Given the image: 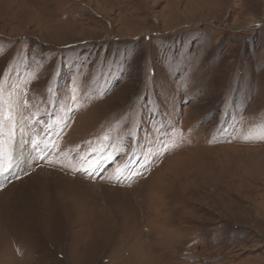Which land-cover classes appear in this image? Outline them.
Masks as SVG:
<instances>
[{
	"label": "rangeland",
	"instance_id": "obj_1",
	"mask_svg": "<svg viewBox=\"0 0 264 264\" xmlns=\"http://www.w3.org/2000/svg\"><path fill=\"white\" fill-rule=\"evenodd\" d=\"M0 86V264H264V0H0Z\"/></svg>",
	"mask_w": 264,
	"mask_h": 264
},
{
	"label": "snow or ice",
	"instance_id": "obj_2",
	"mask_svg": "<svg viewBox=\"0 0 264 264\" xmlns=\"http://www.w3.org/2000/svg\"><path fill=\"white\" fill-rule=\"evenodd\" d=\"M3 87L0 86V175H4L9 173L15 167V157L13 155V151L11 146L9 147L7 155L5 154V122L9 125V132H8V141L11 145V142L15 141L16 133L18 131H23L25 129V120L26 118L21 117L20 119L17 118L15 115V109L11 104L7 106V111L5 110V100L3 96ZM51 91V89H49ZM27 101H25L24 107L26 108ZM35 123H39V119H35L33 123V127ZM50 129H45V135ZM62 131V130H61ZM60 134H57V138H59ZM43 138H41L42 140ZM50 142V141H49ZM28 143L31 145L33 152H40V159L45 158L46 149H41L40 141L36 138L29 136ZM87 171V169H85ZM134 175H139V173H134Z\"/></svg>",
	"mask_w": 264,
	"mask_h": 264
},
{
	"label": "bare ground",
	"instance_id": "obj_3",
	"mask_svg": "<svg viewBox=\"0 0 264 264\" xmlns=\"http://www.w3.org/2000/svg\"><path fill=\"white\" fill-rule=\"evenodd\" d=\"M17 158L18 159H21V156L19 155V153L17 152Z\"/></svg>",
	"mask_w": 264,
	"mask_h": 264
}]
</instances>
